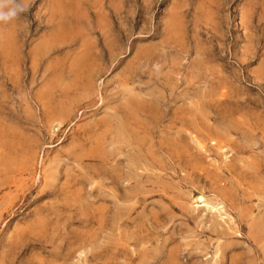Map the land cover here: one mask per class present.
Returning a JSON list of instances; mask_svg holds the SVG:
<instances>
[{
    "label": "rangeland",
    "instance_id": "1",
    "mask_svg": "<svg viewBox=\"0 0 264 264\" xmlns=\"http://www.w3.org/2000/svg\"><path fill=\"white\" fill-rule=\"evenodd\" d=\"M17 3L0 264H264V0Z\"/></svg>",
    "mask_w": 264,
    "mask_h": 264
},
{
    "label": "clouds",
    "instance_id": "2",
    "mask_svg": "<svg viewBox=\"0 0 264 264\" xmlns=\"http://www.w3.org/2000/svg\"><path fill=\"white\" fill-rule=\"evenodd\" d=\"M24 10L17 0H0V21H10Z\"/></svg>",
    "mask_w": 264,
    "mask_h": 264
}]
</instances>
